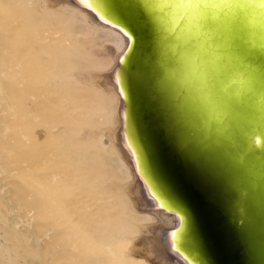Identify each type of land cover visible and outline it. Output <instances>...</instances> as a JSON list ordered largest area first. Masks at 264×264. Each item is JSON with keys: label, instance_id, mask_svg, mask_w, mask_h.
I'll use <instances>...</instances> for the list:
<instances>
[{"label": "water", "instance_id": "water-1", "mask_svg": "<svg viewBox=\"0 0 264 264\" xmlns=\"http://www.w3.org/2000/svg\"><path fill=\"white\" fill-rule=\"evenodd\" d=\"M189 1L86 0L128 38L111 73L121 139L148 197L175 215L174 253L264 264L263 22L246 0ZM196 10L198 36L184 37Z\"/></svg>", "mask_w": 264, "mask_h": 264}, {"label": "rangeland", "instance_id": "rangeland-1", "mask_svg": "<svg viewBox=\"0 0 264 264\" xmlns=\"http://www.w3.org/2000/svg\"><path fill=\"white\" fill-rule=\"evenodd\" d=\"M42 1L0 0V53L11 50L13 57L11 65L0 55V264H139L137 253L113 251L137 237L148 220L115 190L116 183L130 178L117 150L67 138L59 143L42 140L75 118L92 132L112 125L116 95L69 76L111 67L104 47L113 42L118 51L119 40L111 29L90 24L82 10L45 8ZM25 41L35 42L32 59L39 55L44 73L52 78L29 84L26 61L18 53ZM34 126L39 127L35 139ZM44 159L50 162L38 171L36 165ZM26 165L35 171L23 175ZM51 173L63 184L51 186ZM43 194L54 200L45 201Z\"/></svg>", "mask_w": 264, "mask_h": 264}, {"label": "bare ground", "instance_id": "bare-ground-1", "mask_svg": "<svg viewBox=\"0 0 264 264\" xmlns=\"http://www.w3.org/2000/svg\"><path fill=\"white\" fill-rule=\"evenodd\" d=\"M182 1H184V0H182ZM190 1H192V0H190ZM190 1L185 5L187 7V9H188V6L190 8V5L192 3ZM246 1L250 2L248 4L250 7H252L251 8L252 15H254L255 18H257L258 20L263 22V26H264V0H246ZM0 4H1V2H0ZM2 4H4L3 1H2ZM40 4L42 7H45V8L46 7H57L58 8V6L60 7L63 5L78 8L85 13L87 20L90 22V24H92L96 28L105 27V28L111 29V31H109V32H112L113 37L116 40H119V44H120V49L118 51L116 50L115 44L113 42H109V43L105 44V47H104L105 48L104 49L105 54L104 55L105 56L110 55V57L113 61V65H111V67H109L107 69L99 70V71H89V72H80V73L79 72H73L69 76L70 78H72V80L80 81L86 85L96 87L102 93H105V94L114 93L116 95V98L114 101V112L112 115V119H113L112 125H110V126H99L97 129L95 128L96 131L93 128L95 132H92L87 127L84 126V123H82L81 120L79 121L78 118H75V120L77 119V121L73 122L70 120L72 122L71 124L66 125L68 122L65 123L63 128L56 131L55 133H52V132L51 133H45L42 140H45V138L46 139L48 138L47 141H49V142L59 143V142H62L63 140H65V138H67L70 141H72V140L76 141L77 144L78 143L81 144L82 142L94 143L96 145H99L102 149L104 148L105 151H106V149L111 150L112 147L114 149H116L121 160H122V162H123V164H124V166H125V168L130 173V175H129L130 178L128 181L122 182L121 185L119 184V186L117 185L118 183H116V185L118 187L115 185V187H116L115 190L117 189L121 192V194L127 196L130 199L132 207L136 210V212L140 213V214L147 215L148 220L145 223H143L142 225H140V233L137 237H135L134 239L128 238L127 240H130V239L131 240L129 242L124 243V245H120V246L116 245L119 248H116V247L114 248V250H113L114 254L126 255V256L128 254H130V256H131V254L134 255L135 253H137V258H139V260L141 261V263H139V264H188L187 261H184L181 257H179V255H177L176 253L173 252L171 241L169 239V231H171V229L173 227H175V223H176L175 215L170 213L169 211L161 208V207H156L155 203L148 197V193L145 191L144 186L142 185V183L139 179V176L135 170L134 164H133V162L129 156V153H128L127 149L124 147V144H123L122 139H121V135H120L121 116H120V111H119L120 110V94L117 90V86H116L115 82L113 81V79L111 77V73H112L113 68L115 67L119 57L121 56V54L123 53V51L125 50V48L127 46V43H128L127 36L122 32L121 29H119L115 25H113L111 23H106L102 17L98 16L96 13H93L88 8V6H85L83 3L80 2V0H43ZM180 8H181V5L179 6V3H178L177 9H175L176 14H179V12H180L179 16L182 17L183 14L185 13V9L181 10ZM168 18H169V20H168L169 22H167V23L174 24L173 22L175 20V15L172 11L169 13ZM164 19H166V17ZM188 19H190V20L186 21V23L180 29V32L183 33L184 37L188 36L187 38H190V36H194V35L198 36V33H199L198 30H200V28H198L197 26L194 28L193 25L189 24L190 22H193V21L195 22L199 19L198 14H197V10L193 14L189 15ZM173 26H175V25H173ZM44 35L40 37V40H43V38H45ZM46 36H48V35H46ZM14 40H15V38H14ZM24 44L25 45L23 47H20V49L18 50V53H19V57L23 58L26 61V65H27L26 66V70H27L26 72L29 75V84H34L36 81L42 83V82L46 81V79L52 78V77H50V76H53L52 73L48 72V74H51L50 76L47 74V72L44 73V71H43L44 69L42 68V64H41L42 59L39 55H37L36 59H32V56L34 53L33 47H34L35 42L32 43L31 41H27ZM39 50H40V52L44 51L43 48H40ZM10 52H11V50H9V52L1 51L0 55H1L2 59L3 58L6 59L7 62L10 61V64L12 65V62H13L12 58L13 57L11 56L12 58H10V54H9ZM196 59H197L196 53L195 54L190 53L189 68L191 69V73L193 75H195V72L193 70V68H194L193 64H194ZM18 60H20V59H18ZM0 61H1V59H0ZM42 63H44V62H42ZM12 68H14V67H12ZM182 69L187 74V71L185 70L186 68H182ZM66 77H68V76H66ZM69 77H68V79H69ZM198 77H203V75L199 74ZM237 77H239V76H237ZM31 88H28V89H31ZM20 93H21V91H20ZM13 95H15V94H13ZM18 98H19V96H18ZM24 99H26V98L24 97ZM12 105H14V104L12 103ZM34 105H35V103H34ZM73 117H74V115H73ZM53 119L55 120V118H53ZM36 120H34V121H36ZM38 121H40V120H38ZM83 121H85V120H83ZM38 128L39 127L34 126V130L32 132L34 139L36 137L35 130H37ZM34 145L37 147L43 146L40 143H37ZM82 145H83V143H82ZM80 148H81V146H80ZM46 155H48V154H46ZM45 158H47V157H45ZM49 159L47 161H49ZM44 160L45 161H42V163L38 164V165H36L37 163L35 162L36 168L39 169L38 171H40L42 166L44 167V165H45V167H46L47 161H46V159H44ZM52 162L53 161H51V163ZM27 163H25V164H27ZM31 166L27 167V165H26L25 169L22 170L23 175L29 174L31 170L32 171L34 170V168L31 169L33 167V166L32 167ZM48 167L51 168V165L50 166L47 165V168ZM52 167H54V166L52 165ZM260 169H261L260 172H264V170L261 168V166H260ZM57 173H56V175H58ZM42 174H43V172H42ZM52 174L53 173H51V176H52ZM59 174L61 176V173H59ZM47 176H49V174ZM47 176H46V178H49ZM51 176H50V178H51ZM58 176H54V174H53L54 179H52V178L50 179V180H53V182L51 181V183H52L51 186H53L54 182H55L54 185H58L61 182V180H58L59 179ZM40 178H42V176ZM44 178H45V176H44ZM43 180L46 181V179H43ZM47 180H49V179H47ZM45 181L42 183L45 184ZM58 181H59V183L56 184V182H58ZM39 183H40V181H39ZM42 183L40 185H42ZM61 184H63V182H61ZM61 184H59V185H61ZM40 185H38V188L40 187ZM46 185H50V184H48V182H47ZM45 187L49 188V186H45ZM45 187H43L42 189H44ZM55 188L59 189V188H61V186H55ZM55 188L53 189V191L55 190ZM50 190H52V189H50ZM44 191H45V189H44ZM54 192L56 193L57 191H54ZM55 193H53V194L56 195ZM60 195H61V193H60ZM63 195H65V194H63ZM43 196H44L45 201L52 202L51 200H54V198L51 199L50 195L43 194Z\"/></svg>", "mask_w": 264, "mask_h": 264}, {"label": "snow or ice", "instance_id": "snow-or-ice-1", "mask_svg": "<svg viewBox=\"0 0 264 264\" xmlns=\"http://www.w3.org/2000/svg\"><path fill=\"white\" fill-rule=\"evenodd\" d=\"M80 2L85 4V6H88L86 0H80ZM220 2L225 6H228L232 2V0H220ZM237 6L243 7V5H237ZM209 7H215V4H210Z\"/></svg>", "mask_w": 264, "mask_h": 264}]
</instances>
